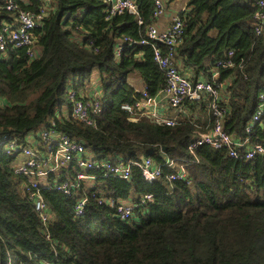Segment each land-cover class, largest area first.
<instances>
[{"label":"trees","instance_id":"obj_1","mask_svg":"<svg viewBox=\"0 0 264 264\" xmlns=\"http://www.w3.org/2000/svg\"><path fill=\"white\" fill-rule=\"evenodd\" d=\"M50 1L54 10L35 28L36 56L29 59L25 47L0 54V137L30 145L27 134L51 128L83 145L79 158L95 163L149 156L161 176L147 182L131 165L129 179L102 177L100 169H84L75 157L48 175L52 186L73 180L77 186L70 194L39 186L52 214L42 221L29 196L31 184L14 169L16 157L0 150V264H264V152L243 154L255 143L264 147V112L246 132L264 90V28L257 34L253 27L257 0H186L176 13L185 25L175 62L192 82L214 83L216 95L185 98L180 114H187L175 117L174 124L132 120L121 108L134 104L142 87L153 99L165 85L153 59L152 45L164 50L161 43L126 44L118 56L114 51L123 36L145 37L157 19L153 0H135L140 24L127 11L106 18L103 0ZM15 2L31 11L40 6L39 0ZM10 17L0 0V19ZM224 59L233 66L218 67L214 79L216 62ZM131 78L143 86L136 89ZM94 82L99 91L85 96L99 99L101 111L89 124L72 117L68 90L83 93ZM214 104L222 110L219 117ZM217 119L234 139L247 137L238 157H230L226 146L188 150L190 140L210 132ZM166 159L174 162L167 165ZM182 163L187 177L169 180L167 173ZM79 172L97 176V183L76 179ZM146 193L153 199L127 219L98 202L132 203ZM80 196H87L88 204L76 216Z\"/></svg>","mask_w":264,"mask_h":264},{"label":"built area","instance_id":"obj_2","mask_svg":"<svg viewBox=\"0 0 264 264\" xmlns=\"http://www.w3.org/2000/svg\"><path fill=\"white\" fill-rule=\"evenodd\" d=\"M107 3L105 9L106 18L121 14L127 11L131 14L137 15L138 23L142 22L139 16L140 9L135 0H103ZM40 6L37 11L22 9L18 6L15 0H2V7L11 13L10 19H0V54H5L8 47L19 48L25 47V54L29 59L36 56L35 48V28L41 27L42 20L45 15L54 10V5L50 0H39ZM154 9L153 17H160L166 8V0H153ZM257 7L254 13V31L259 34L264 28V0H257L255 3ZM184 20L179 15H174L170 20L168 26L164 29H159L155 23L147 27L146 35L140 40H135L130 36H123L119 43L115 46V55L118 56L125 45L138 42L140 44L148 43L149 41H156L163 45L164 50L157 45L153 46V59L160 67L165 76L164 88L159 92L157 98H149L147 90L142 87L141 96L134 102V104H122L121 108L130 113V119L138 120L142 117L157 123L174 124L175 117L181 116V103L185 98L198 99L202 93L216 95V86L214 83L197 81L192 82L188 76L180 72L178 65L175 62V48L182 42L184 31ZM232 51H228L231 55ZM233 66L229 59H224L216 62L212 77L215 79L218 76L216 71L218 67ZM68 98L71 101V115L73 118L81 120L86 123H92L93 113L101 111V103L97 98H88L84 93H77L74 89L68 90ZM260 104L254 111L252 118L246 126V132L251 131L253 124L260 120L264 112V90L259 93ZM3 102V100H1ZM214 115L219 117L222 110L213 105ZM165 107L172 109L174 117H165L160 108ZM30 145L20 144L16 137L10 135H3L0 137V150L10 152L16 160L14 161V169L25 175L28 182L31 184L30 198L34 201V209L40 216L42 221L49 219L52 214L49 212L46 203L39 193V186L53 187L61 190L68 195L72 189H76L77 184L73 180L66 178L58 184L51 185L48 175L50 173L58 174L59 168L71 159L77 157L78 164L82 168L100 169L102 177L114 176L123 179H129L131 174V165L138 167L141 174L147 182L156 180L161 176V168L149 156H143L140 160H128L126 156L118 157L115 162L98 161L93 162L91 158L82 159L78 156L84 152V147L81 143L71 139L66 134L60 133L54 129H42L37 137L28 140ZM247 137L244 140L234 139L228 134L220 120H216L210 132L202 134L199 137H193L188 143V150L191 152L194 148L202 144H208L213 148L227 147L228 155L230 157H238V148L244 146ZM264 147L261 143H255L246 148L244 151L245 158H252L257 153H263ZM24 155L25 158L20 161L19 155ZM18 157V158H17ZM166 164L170 165L174 162L173 159H166ZM185 164L182 163L176 171L167 173L169 180H182L187 177L185 171ZM76 179L87 180L92 183H97V176H90L88 174L77 173ZM190 182V181H188ZM31 188H34L32 190ZM153 195L146 193L137 202H125L114 200L112 198H99V203H106L114 209V214L121 219H127L133 216L134 209L141 204L151 201ZM88 204L87 196L77 197L74 204V215L81 216L86 210ZM56 264V263H47Z\"/></svg>","mask_w":264,"mask_h":264},{"label":"crops","instance_id":"obj_3","mask_svg":"<svg viewBox=\"0 0 264 264\" xmlns=\"http://www.w3.org/2000/svg\"><path fill=\"white\" fill-rule=\"evenodd\" d=\"M185 5H186V0H171L167 2L164 13L156 19L155 25L159 29H164L166 26L169 25L172 17L176 15L177 12L182 10L185 7ZM93 77H94V80L95 79L97 80V74H94ZM129 81L135 86L136 89H140L143 86L142 81L139 78H131L129 79ZM87 85H89L90 88H88L87 91H84L83 93L87 95V92L91 91V93L95 92L94 95H96L97 94L96 91H99V87H97V84H95L94 82V84L92 83L91 85L90 84H87ZM160 111L165 117H174V114H175L172 109L165 108V107H161ZM184 114H187V112L185 111L183 115ZM134 198H135V194L132 193L130 196V199L134 200ZM131 200L125 201V202H131Z\"/></svg>","mask_w":264,"mask_h":264},{"label":"rangeland","instance_id":"obj_4","mask_svg":"<svg viewBox=\"0 0 264 264\" xmlns=\"http://www.w3.org/2000/svg\"><path fill=\"white\" fill-rule=\"evenodd\" d=\"M94 84V83H93ZM86 96H90V93L89 94H87ZM38 134H39V130H38V132H31V133H29V134H27V136L24 138V141L25 142H28V140H31V139H34L35 137H37L38 136ZM19 158H20V161H22L24 158H25V156L24 155H19L18 156ZM17 157V158H18Z\"/></svg>","mask_w":264,"mask_h":264},{"label":"water","instance_id":"obj_5","mask_svg":"<svg viewBox=\"0 0 264 264\" xmlns=\"http://www.w3.org/2000/svg\"><path fill=\"white\" fill-rule=\"evenodd\" d=\"M116 217H118L117 215H115Z\"/></svg>","mask_w":264,"mask_h":264}]
</instances>
